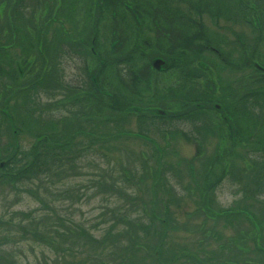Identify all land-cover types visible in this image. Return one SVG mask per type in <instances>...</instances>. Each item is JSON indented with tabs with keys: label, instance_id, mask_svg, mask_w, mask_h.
Masks as SVG:
<instances>
[{
	"label": "trees",
	"instance_id": "trees-1",
	"mask_svg": "<svg viewBox=\"0 0 264 264\" xmlns=\"http://www.w3.org/2000/svg\"><path fill=\"white\" fill-rule=\"evenodd\" d=\"M33 4L42 5L39 0H33ZM49 4V0L45 1V5L43 4L49 8L48 14L44 15L42 20L38 18L36 22L33 10L28 14L23 11L29 7L26 0H0V9L4 11L3 18L0 19V112L3 120L11 128V135L15 138L10 156L5 157L0 154V161H5L4 166L0 168V181L6 179L10 184H21L48 179L50 176H60L59 169L66 165L71 166L74 162L76 158L73 156L74 151L82 146H84L82 148H92L98 143L97 140L102 144L110 141L112 134L109 125H107L108 129L104 130L106 132H98L94 128L95 114L82 113L83 121L72 124L69 117L53 115L50 107V112H40L42 106L38 102L35 103L34 93H28L26 89L33 92L44 91L46 95L57 89L61 91L66 89V92L68 87L66 88L64 84L62 60L71 53H80L81 49L89 46L92 40L96 46L100 42L101 26H110V16L116 10L121 8L135 12L141 9L163 10L167 12L170 23L177 26L175 45L170 44L165 37L161 39L160 44H155L152 40H148V43L141 42L132 51H124L125 60L133 61L131 53L139 52L143 55L142 52L149 49H155L161 57H165L162 69L165 73H169V76L176 78L177 83L174 81L161 85L157 82L152 85V96L158 100L176 96L178 106L192 109L189 112L191 116L217 114L219 118L217 125L225 126L226 130L225 133L217 136L220 142L224 141L226 144L220 148L219 142L214 156L202 161L199 169L194 163L197 159L196 153L194 159L185 160L188 166L183 170L177 162L162 159L163 147L159 149L154 144L155 148L150 154L153 165H148L146 158H141L144 156L141 153V156H137V161L140 160L143 171L139 173V169L134 167L139 175L138 181L144 184V190L138 188L137 198L143 200L144 195L150 193L152 199L149 207L144 209L146 205L144 203L143 212L134 215L128 213L125 207H118V214L114 213L117 214L116 219L122 220H120L123 224L121 227L114 223L108 227L102 237H95L86 231L85 227L80 226L79 234L85 238V246L87 238L91 241L88 253L96 264H142V258L139 256L143 252L151 255L152 263L146 264H156L155 259L160 260V256L165 254V238L169 236V232L177 231V211L182 210L185 203L182 202L184 194L172 195L174 186L168 180L171 177L176 178V183L181 189L188 191L187 197L195 205L194 211L187 212V215L202 213L205 219L225 220L229 224L243 218L251 225L254 233V236H245V239H251L253 241L251 248L259 252L256 253L259 255L258 259L252 261L243 259L244 262H240L233 257L234 247L244 254L250 252V248L240 244L242 238L238 241L230 238L226 244H219L211 250L198 248L203 251V256L196 251L189 252L186 247H182L185 245L177 243V252L172 251V256H177V259L183 256L190 257L195 264H264V56L260 57L256 43L249 51H245L243 44H239L240 50L235 57L234 49L223 48L224 44H229L227 37L221 33L211 32L202 20L203 16H207L213 19L214 23L219 20L243 21L252 29L264 32V0H177V5L175 0H99V5L98 0H68L67 5L62 7L59 5L57 12L53 11V16L52 5ZM94 6H97V10L91 14V8ZM176 8L177 16L174 15ZM63 21L72 25L65 27ZM80 23L90 26L86 36L79 34ZM167 23L160 18L159 26L162 30L170 31ZM134 27L135 30L139 28L137 23ZM167 44H170V48ZM105 58H101L103 63L99 66V71L94 74L96 76L94 80L91 74H87L88 82L81 97L88 98L86 96L91 95L93 99L88 101L101 102L100 114L105 120L104 124L109 123L110 120L133 116L138 126L142 127L143 118L146 117L145 112L150 114V118L164 119V116L153 112L155 108L163 107L161 104L150 102L144 105L146 102L141 91V82L150 75L139 77L135 67L131 64L125 69L121 64L122 60L115 63L114 71L111 60ZM255 62L263 68L256 66ZM160 70H152L155 77V74L163 72ZM213 71L220 72L218 77L214 78V73L213 78L202 83L201 79L207 78ZM234 71L239 72L236 78ZM113 73L116 77L112 80H116L118 89L110 91L105 84L110 81ZM3 77L7 79L2 81ZM180 84L189 85L190 88L179 87ZM20 92H26L23 105L19 104L18 100ZM64 94L62 93L59 99L65 107L73 97L72 101L77 100L75 97L77 95L72 90H69V97L66 98ZM216 103L220 104V109L215 108ZM106 107L109 108V113L103 114L102 110ZM189 115L186 116L191 117ZM30 121H35L32 127L37 128V134L33 145L29 149H22V145L16 139L17 128H20H16L15 123L28 124ZM121 129L119 132L129 133L126 127L123 126ZM176 130L173 133H176ZM136 133V136L145 139L148 128H138ZM79 137L87 138L89 142H82L81 146ZM191 140L196 142L199 151L197 152L200 155L203 148L201 140L194 136ZM6 147L4 151L9 150L8 145ZM253 153L255 154L252 155ZM235 157H240L238 168L233 161ZM184 174L189 179L187 183ZM122 175L130 182L136 178L135 171H130V176L127 171ZM214 175L218 176L215 181H213ZM223 179H230L240 184L239 192L242 193L241 199L235 200L226 208L212 201L214 189ZM162 190L166 197L161 195ZM130 197L134 196L130 195ZM256 204L259 205L258 209L254 206ZM19 213L25 215L22 211H18L17 215ZM2 222L5 225L9 223ZM62 223L65 227L68 226L63 220ZM16 224L23 229L20 222ZM52 228L53 226L46 227L47 232L42 234L38 226H35L33 234L38 233V236L43 238L42 241L54 245L57 239L52 235ZM207 231L210 232L209 235L214 236L212 231L209 229ZM113 233L119 240L109 243L108 236ZM203 233L206 234L205 231ZM172 256L170 255V258Z\"/></svg>",
	"mask_w": 264,
	"mask_h": 264
},
{
	"label": "rangeland",
	"instance_id": "rangeland-1",
	"mask_svg": "<svg viewBox=\"0 0 264 264\" xmlns=\"http://www.w3.org/2000/svg\"><path fill=\"white\" fill-rule=\"evenodd\" d=\"M45 1L47 2L48 0H39L42 5H38L33 4V0H26L29 7L23 11L25 14H28L33 10L37 19L36 22H38V18L42 20L41 18L48 14L49 8L48 6H44ZM49 1V5H52V16L54 15L53 11L55 13L57 12L59 5L62 7L68 4V0L65 2H61V0ZM95 10H97V7L94 6V8H91V14ZM79 14H81V11ZM0 15V19H2L4 15L2 8L0 9ZM202 20L211 32L221 33L227 37L229 44H224L223 48L225 50L234 49L235 57L238 56L240 50L239 44H243L244 50L249 51L253 47V44L256 43L258 44L257 50L261 55L260 57L264 56V32L252 29L243 21L226 22L219 20L217 23H214V20L207 16H203ZM63 23L65 27L72 25L64 21ZM62 61L66 79L64 81H67L69 77L72 80L75 78V81H71L70 85L77 86L76 75L81 74V72L78 73L80 65L78 58L74 56V59H70L65 56ZM145 68L146 66H141L138 69L142 77L149 75ZM242 69L244 70L245 68ZM226 72L229 71L226 70ZM214 73V71L209 73L207 78L201 79V82L204 83L210 78H213ZM219 74L220 72L215 73L214 78H217ZM238 75L239 72L234 71V78L236 76L238 77ZM153 77L155 79L151 75L148 78H144L145 80L142 82L141 91L144 94V100H148V96L151 95L154 82L164 84L166 81L172 82L173 80V77L165 72H160L159 75H156V77L153 75ZM4 79L6 80L7 77H3L2 81H5ZM14 84L16 86L17 82L15 81ZM178 86L186 89L190 88L189 85L185 84ZM106 87H109L110 91H113L110 83L106 82ZM65 90L61 91L57 89L46 95L44 91L33 92L26 89L28 93H34L35 103L38 102L42 106L40 112H50L51 108L53 115L69 117V121L72 124L80 120L83 121L82 113H93L95 114L94 128L98 132H106L104 130L110 127L112 137L106 144H102L97 140L96 142L98 143L92 148H82L84 147L82 146V142L87 143L89 141L87 138L79 137L78 141L80 140L82 147L74 151L73 156L76 158L71 164L72 167L66 165L62 169H59L60 171L57 170L60 176H50L48 179L33 180V182L21 184H10L6 182V179L0 181V264H96L94 258L90 257L88 253L90 251L91 241L87 238L85 246V238H82L83 235L79 234V227H85L86 231H89L95 237H102L110 225L114 223L119 227L123 225L121 219L115 218L118 214V207H125L129 211L128 213H133V215L134 213L140 214L145 208L149 207V202L152 199L150 193L145 194L143 200L137 198L139 194L138 188H144V184H140L138 181L139 175L134 168L137 167L139 173L143 171L140 160L137 161V156L143 153L144 156L140 155L141 158H146L147 164L153 165L150 154L155 148L148 139L145 140L136 136L138 128H148V137L157 142L159 149L163 147L161 152L162 159L177 162V165L182 170L185 166H188L185 160L194 159L197 153V147L193 143V140H191L193 136L195 138L197 136L203 138L201 140L203 148L194 162L198 168L201 167L202 161L209 160V158L214 156L218 150L216 148L218 146L217 144L220 142L217 135L226 132L225 126L217 125L219 118L214 113H208L201 119H198V121L195 120L196 122L192 123L178 121L176 133H173L175 130L170 129V122H163L164 119L154 123L161 125L159 130H156L152 125L148 126L146 119L149 115L147 112H145L146 119L143 118L142 127L138 126L133 116L121 117L113 121L110 120L109 123L104 124L105 120L102 119V115L100 114L102 108L101 102L98 101L97 103L95 100L92 102L88 101L93 99L91 95L86 96L88 98H81L83 95L81 89H79V91H75L77 100L72 101L73 97L65 107L63 106L64 103L59 99L60 95L65 93ZM25 93L20 92L18 94L19 104H24ZM69 95L67 94L66 98ZM102 113L108 114L109 108H104ZM199 115L201 114H196L195 116L198 117ZM27 122L15 123L16 128H20H17L16 139L19 140L22 149H29L33 145L35 135L37 134V128L32 127L35 121H30L28 124ZM107 125H109L108 128ZM123 126L129 130V133L125 131L119 132ZM112 130L116 131L113 132ZM163 130L166 131L164 132ZM211 130L213 131L212 133ZM10 131L11 128L3 120L0 112V149L2 152L0 154L5 157L10 156V151L15 144V138L11 135ZM182 135H186V139ZM163 137L169 141L163 140ZM167 143L168 146L166 147ZM6 145H8L9 150L4 151V148H7ZM223 145V142H220V148L224 147ZM83 149L86 151L84 152ZM80 154L82 155L80 156ZM233 161L238 168L240 157L233 158ZM243 165L245 166L244 161ZM125 171H127L128 175L130 171H135L136 178L131 182L125 180L122 175ZM197 171L199 172V170ZM214 176L213 181L218 178V176ZM184 179L186 180V182L184 180L185 183L189 180L185 174ZM168 180L174 186L172 195L176 196L177 193L184 194L185 197L182 202L185 201V203L182 210L177 211V231L169 232V236L165 238V254L160 256V260L155 259L156 264H195L190 257L183 256L177 259V256H172V251L177 252V243L185 245L182 247H186L187 251H196V253H200L203 256V251L198 248L204 247L203 249L205 250H211L212 248L218 247L219 244H226L230 238L233 240L236 239L237 241L242 238L243 241L240 244H243L248 249L250 248V252L244 254V252H238L234 247L233 257L235 259H239L242 262L243 259L252 261L259 258V255L256 254L259 252L251 248L253 241L249 238L245 239V236H254L251 225L247 221L239 218L238 220H234L233 223L231 220L230 223L232 224H229L225 220L205 219L202 213H193L192 216L187 215V212L190 213L195 209V205L187 197L188 191L181 189L176 183V178L172 179L169 177ZM148 185H150V182ZM239 187L240 184L230 179L219 181L214 189L215 193L212 195V201L223 208L232 205L235 200L241 199L242 197V193L239 192ZM140 192L144 193L141 190ZM130 195L134 197H130ZM161 195L166 197L163 190ZM162 201L164 202V199ZM144 205L145 207L142 210ZM254 206L258 209L259 205L256 204ZM18 211L24 212L25 215L22 213L17 215ZM62 220L67 223V227L64 226ZM2 221L9 223L5 225ZM18 222L23 226V229L18 227L16 224ZM35 226H38L42 234L47 232L46 227L53 226L52 235L57 239V242L51 245L42 241L43 238L39 237L38 233L33 234V227ZM207 229L212 231L214 236L219 237L209 235L210 232ZM113 235L115 234L113 233L108 236L109 243L119 240L116 238V235L115 237ZM199 240H202V242H199ZM120 251L122 250L120 249ZM141 254L139 257L142 258V264L152 263L149 253L143 252ZM170 255L172 256L171 258Z\"/></svg>",
	"mask_w": 264,
	"mask_h": 264
},
{
	"label": "flooded vegetation",
	"instance_id": "flooded-vegetation-1",
	"mask_svg": "<svg viewBox=\"0 0 264 264\" xmlns=\"http://www.w3.org/2000/svg\"><path fill=\"white\" fill-rule=\"evenodd\" d=\"M175 3L177 5V0H175ZM99 5V4H98ZM69 12V11H68ZM96 10L94 11V13ZM93 13V14H94ZM173 14V11H172ZM174 15L177 16V8L174 10ZM161 21H167V26L170 29V31H164L160 28L159 22ZM111 19V21H110ZM110 26L107 27V25H103L100 28L99 31V38L100 42L95 46L94 40L91 41V44L89 46H86L85 48L81 49L80 53H71L68 52L70 55L66 56L70 59H74V56L78 58V62L80 63L78 68V73L81 72V74H77V86L76 85H70L71 81L74 82L75 78L72 80L71 77L67 81H64V84L66 85L67 91L64 95L69 94V90H72V92L75 94V91H79L81 89L82 95H83V89L86 88V82H88V73L91 74L92 80L95 79V73L99 71V66L103 63V58L108 57L109 60H111V66L114 67L115 71V63L119 62L118 60H122V65H124V68L127 69L129 65H133L135 67L136 73L141 77L142 75L139 73L138 69L142 66H146V71L149 73V75H152V78L154 73L152 70L154 69L152 66L153 60L160 58L164 61L165 59L163 56L161 57L158 52H156L155 49H149L146 52H142L143 55L138 53H131V56L133 57V61L125 60L124 57V51L127 50H133L135 46H139L141 42L148 43V40L155 41V44H160L161 39L165 37L168 39L170 44L175 45V39L177 38V26H174L172 23H170V19L167 15L166 11L163 10H148V9H141L137 12L131 10V9H118L116 12H114L110 16ZM106 22V21H105ZM138 24V29L135 30L134 25ZM205 23V22H204ZM79 24V34L86 36L90 26H85ZM206 25V24H205ZM209 29V28H208ZM82 39V38H81ZM168 42V43H169ZM170 44H167V47L170 48ZM152 50H155L153 52ZM88 52V53H87ZM89 54V55H88ZM135 56V58H134ZM102 58V59H101ZM153 59V60H152ZM148 62V63H147ZM146 63V65H145ZM141 65L140 67H138ZM163 68V67H162ZM64 69V67H63ZM111 70V68H110ZM165 71V70H160ZM162 72V73H163ZM160 73V72H159ZM169 75V73H167ZM159 75V74H155ZM116 77V74H111L110 78V85L113 88V90H117V82L116 80H112ZM64 80L65 79V71H64ZM145 79H142V82H144ZM177 83V79L173 78L172 82L166 81V83ZM141 82V85H142ZM153 83V81H152ZM164 83V84H166ZM156 82H154V85ZM163 83H161L162 85ZM106 87V84H105ZM162 87V86H161ZM71 88V89H70ZM141 88V87H140ZM121 92V91H120ZM148 100H144L146 103H159L163 107H160L162 110V113L164 111L163 115L164 120L163 122H170L169 127H171V130L177 129V122L178 121H184V123L187 122H196L198 119H201L204 117L203 115H199L196 117L195 115H189L190 113H187L186 107H180L177 104V97L171 99H156L151 95L148 96ZM153 112L156 113V108L153 110ZM150 115V114H148ZM186 115H189L191 117H187ZM167 119V120H166ZM161 118H150L148 117L147 125L160 129L161 125L154 124L155 122H159ZM198 129V128H197ZM200 130V129H199ZM199 133V132H198ZM196 133V134H198ZM169 138V137H168ZM196 138H199L202 140V137L197 136ZM164 139V138H163ZM223 144H226L223 141Z\"/></svg>",
	"mask_w": 264,
	"mask_h": 264
},
{
	"label": "water",
	"instance_id": "water-1",
	"mask_svg": "<svg viewBox=\"0 0 264 264\" xmlns=\"http://www.w3.org/2000/svg\"><path fill=\"white\" fill-rule=\"evenodd\" d=\"M164 63V61L160 58H157L153 61V66L155 68H159L162 64ZM256 66H259L258 64H256ZM261 67V66H259ZM216 108L220 109V105L219 104H215L214 105ZM0 166H3V162L0 163Z\"/></svg>",
	"mask_w": 264,
	"mask_h": 264
}]
</instances>
